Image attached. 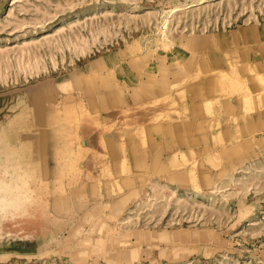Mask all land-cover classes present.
<instances>
[{"label":"rangeland","instance_id":"1","mask_svg":"<svg viewBox=\"0 0 264 264\" xmlns=\"http://www.w3.org/2000/svg\"><path fill=\"white\" fill-rule=\"evenodd\" d=\"M105 56L151 88L159 64L164 75H185L183 85L208 78L188 125L196 130L187 164L170 180L132 172L129 184L69 181L50 191L11 174L24 148L3 143L14 141L32 93L50 85L56 97L76 73L93 90L87 64ZM259 74L264 0H0V264H264ZM170 135L178 147L184 134ZM154 136L132 141L138 158L154 151L148 140L157 148ZM129 185L139 191L122 199Z\"/></svg>","mask_w":264,"mask_h":264},{"label":"crops","instance_id":"2","mask_svg":"<svg viewBox=\"0 0 264 264\" xmlns=\"http://www.w3.org/2000/svg\"><path fill=\"white\" fill-rule=\"evenodd\" d=\"M243 36L249 43L250 36ZM244 55L248 57L249 53ZM115 59L114 56H105L87 64L86 70L95 75L99 85L96 87L93 81V90L79 80L76 73L58 84L59 95L56 97L51 94L50 85L41 88L39 93H32L30 109L22 111L20 130L14 141L3 143L12 144L21 151L24 148L20 155L12 158L11 174L13 171L23 173L28 176L32 188L42 183L48 191L51 183L69 181L129 184L138 180L137 176H131L132 172L138 173L145 181L146 177L140 174L155 173L157 176L162 173L169 180L174 179L172 169L186 165L187 151L193 148L191 143L194 141L188 134L196 129L188 125L196 122L192 116L195 114V98L199 89L206 93L208 78H204L200 86L190 78V71L187 75L190 79L183 85L185 75H164L159 64L158 85L151 88L144 78L138 80V84L132 82L130 64L125 73L124 65ZM182 92L185 97L180 95ZM184 111H187L185 117L181 114ZM200 121L203 123L204 120L201 118ZM171 130L184 134L176 148L172 145ZM157 132L158 140L154 136L157 148L148 140V147L154 151L150 150V155L144 151L138 158L139 151L131 148L132 141L139 135L142 139ZM221 132L217 130L214 135ZM23 169H27V173ZM125 189L127 193L120 196L122 199H130L132 189L139 191L130 185L124 186Z\"/></svg>","mask_w":264,"mask_h":264},{"label":"bare ground","instance_id":"3","mask_svg":"<svg viewBox=\"0 0 264 264\" xmlns=\"http://www.w3.org/2000/svg\"><path fill=\"white\" fill-rule=\"evenodd\" d=\"M243 65H244V64H243ZM243 65H241V66H243ZM226 67H227V66H226ZM242 68H243V67H242ZM245 68H246V66H245ZM245 71H246V70H245ZM245 71H244V72H245ZM220 72H221V70H220ZM220 72H219V73H220ZM240 72H241V71H240ZM235 73H236V72H235ZM257 77H258V79H259L260 82H263V81H264V80H263V77H262L261 74H259ZM247 80H248V79H247ZM253 80H254V78H253ZM219 81L221 82L222 79L220 78ZM216 82H217V81H216ZM220 82H219V83H220ZM247 82H248V81H247ZM244 83H245V81H244ZM244 83H243V84H244ZM214 84H215V83H214ZM217 84H218V82H217ZM217 84H216V85H217ZM119 86H120V85H119ZM214 87H215V86H214ZM103 93H104V92H103ZM114 93H115V92H114ZM236 93H237V92H236ZM117 94H118V93H117ZM231 94H232V93H231ZM231 94H230V95H231ZM180 95H181V94H180ZM175 103H176V102H175ZM175 103H174V104H175ZM165 113H166V112H165ZM167 113H168V112H167ZM160 114H161V113H160ZM88 118H89V117H88ZM248 118H249V117H248ZM83 145H84V144H83Z\"/></svg>","mask_w":264,"mask_h":264}]
</instances>
